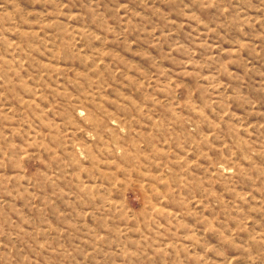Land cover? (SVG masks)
<instances>
[{
    "label": "rangeland",
    "instance_id": "obj_1",
    "mask_svg": "<svg viewBox=\"0 0 264 264\" xmlns=\"http://www.w3.org/2000/svg\"><path fill=\"white\" fill-rule=\"evenodd\" d=\"M0 264H264V0H0Z\"/></svg>",
    "mask_w": 264,
    "mask_h": 264
}]
</instances>
